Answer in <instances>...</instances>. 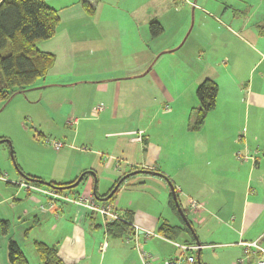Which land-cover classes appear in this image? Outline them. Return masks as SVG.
Wrapping results in <instances>:
<instances>
[{
	"label": "crops",
	"instance_id": "1",
	"mask_svg": "<svg viewBox=\"0 0 264 264\" xmlns=\"http://www.w3.org/2000/svg\"><path fill=\"white\" fill-rule=\"evenodd\" d=\"M45 1L58 11L60 23H67L68 26L59 25L56 34L51 38L38 42L37 48L42 52L51 53L55 56L54 64L46 75V81L69 90L80 92L87 90L86 96L75 99L70 97L69 99L72 107L76 106L77 109L76 114L72 116H75L73 118L74 122L80 124L78 129H82L81 126H85L92 121L101 124L102 121L100 120L104 116L112 119L109 120L108 126H120L113 119L122 118L125 122L123 123V129L106 134H112L109 137H116V143H123L124 138L128 137L127 134L134 133L128 140V143L132 144L134 149H129L127 154L123 149L119 153L122 157L110 156L111 161H109L108 166L116 162L119 167V165H122V160H125L126 165L124 167L126 166L127 169L123 173L137 171L149 176L159 175L140 171L148 169L162 175L168 174V179L171 181L176 178L177 182H171V184L175 186L178 195L183 191L195 195V198L190 197L187 205L190 211L195 212V222L198 224V227H195V232L199 242H194L196 245L200 243V247L196 250L198 256H201L203 249L209 247L210 244H236L237 248H242L241 252L245 257H239L237 262L252 264L255 257H246L239 241L240 239L255 240L261 237L262 242H264V224H259L264 215V10L250 12L252 5L248 4L246 7L249 9L244 11L248 12L245 17L242 16L238 23L230 22L227 27H224L228 31V36L224 38L223 44L225 61L223 68L225 73L235 78L240 76L242 72L240 70H245L248 64H251L250 72H253L245 97H240V103H245L244 105H247L248 108L252 106L251 127L248 118L244 123L246 133L241 139L236 140L240 148L237 149L235 158L238 159V152L245 155V158H242V162H235V158L233 161L229 160L227 162L221 160L218 168L216 166L210 167L208 160L206 165H202L204 161L202 153L206 152L207 139L204 136L205 134H201L203 127L195 130V150L199 153L197 160H195V166L198 167V170L195 169V188L187 189L183 181L177 177L178 171L176 172L175 169L169 170L167 167L163 169L164 160L171 164L169 159L172 156L163 153L161 143L147 132L144 134L142 141L136 140L137 132H134L145 128L134 123L136 118L140 119L142 109L150 103L163 100V98H171L161 72L152 67L154 63L157 64L161 54L171 50L166 49L169 47L165 46L154 49L149 44L151 41L150 23L156 20L162 25L163 18L161 16L166 13V8L161 11L158 7L153 15L151 8L148 6L152 0L124 6L122 12L125 13L126 22H117L118 24L114 30L115 35L113 33L106 34L105 25L102 27L103 23H99L96 26V35L86 40L83 36L84 33L80 30L82 29L81 25L85 28L86 24L76 22V20L86 19L87 17L86 11L78 6L79 1L67 3L60 7L47 0ZM179 1L187 4L190 2V0H176L174 2ZM108 5L110 8L114 6L113 3ZM193 7L195 11L198 10L203 14L200 18L199 31L203 30L204 33L216 31L214 29L215 15L212 11H208L209 8L204 5V1L198 3L195 0ZM95 9L96 7L93 12H95ZM209 17H211V21ZM69 27L79 29V32H70ZM218 28L220 29L219 25ZM120 34L126 36V38L123 43V55H119L118 58L119 63H121L119 67L115 69L109 67L107 69H88L81 66L82 60L76 54L77 51L84 48V45L90 44L95 52L96 48H100L98 52H103L108 46L106 38L111 36V48L113 49V44H118ZM119 39V42L123 41V38ZM197 40V44L200 45V52L207 49L209 54L212 53L210 47L214 45L213 40L205 41L200 38ZM172 44H175V42ZM161 50L163 51L159 53ZM214 54L220 55L216 51ZM237 66L240 67L237 68ZM256 71L258 74L256 75L255 84L253 77ZM236 83H239V81ZM89 92L97 93L98 98L94 97L92 100ZM98 106L103 108L98 110ZM135 113L136 116L133 117ZM66 119L70 123L72 118L67 114ZM188 129H191L190 126H188ZM77 132L78 130H75L74 135ZM121 147L125 148L123 144H121ZM84 150H87V146L81 148V155L86 153ZM92 168L93 165H88L83 158L69 169L72 175L66 177L67 172L63 170L59 173L53 172L54 177L51 182H69L78 178L79 174L86 172L84 180L89 188L86 187L85 190H89L94 194L95 188L97 194L103 196L114 186L120 176L111 179V184L107 185V191L104 193V190L101 191L100 189L101 186H99L100 182L98 183V180L96 184V175ZM115 171L119 173L118 169ZM204 173L205 176H218L216 175L218 173L221 177L219 179L211 177L208 179L203 175ZM222 174L224 175L222 176ZM31 175L41 179L44 178L40 173ZM3 181L8 184L5 185ZM22 182L15 172L9 171L7 175L0 174V185L4 187L0 190V234L3 233V222L6 223L8 228L7 233H3V238L0 239V264H10L8 258V241L10 238H14L19 242L31 264L41 263L34 246L35 240L45 242L48 245H56L59 254L68 264H143L140 252L136 247V241L131 238L133 232L124 236L110 235L106 231V223L110 221L109 219L103 217L104 222H96L95 212L87 210L83 213L75 205L64 200L57 201L55 207L50 208L44 195L35 196L31 190L21 184ZM193 183L191 181V184ZM121 184L119 188L123 190L124 182ZM73 192L77 193L78 191ZM87 193L89 192L87 191ZM192 199L199 200L202 206L197 209L193 208L191 206ZM111 202L119 212L131 210L134 224L141 228L156 232L160 224L164 222L161 216L143 209L139 203L136 206L133 200L123 202V204H120L121 200L114 199ZM40 204H43L44 207H41ZM14 221L21 223V229L13 235L9 233V224ZM165 221L170 223L168 220ZM151 237L146 238L145 234L140 232L137 239L140 248L153 255L167 256V254L173 252L172 247H176L173 239L161 234ZM185 240H190V238L186 237ZM104 242H107V245L102 248ZM157 258L159 259V257ZM155 262L157 263V261ZM157 264H162V262Z\"/></svg>",
	"mask_w": 264,
	"mask_h": 264
},
{
	"label": "rangeland",
	"instance_id": "2",
	"mask_svg": "<svg viewBox=\"0 0 264 264\" xmlns=\"http://www.w3.org/2000/svg\"><path fill=\"white\" fill-rule=\"evenodd\" d=\"M47 1L58 7L79 1L78 6L86 11L87 17L86 19H80L82 21L76 20V22L86 24L85 28L81 25L82 29L80 30L87 40V38L96 35V26L99 23H103L102 27L105 25L106 34L113 33L115 35L114 30L118 24L117 22H126L122 8L145 0H89L93 8L96 7L95 12L87 11L82 5V0ZM174 1L176 0H152L148 4L153 15L158 7L161 11L166 8V13L161 16L163 18V20L161 18L163 32L158 36L151 34L149 44L154 49L165 46L169 47L166 49L171 50L161 54L157 64L154 63L152 67L161 72L167 92L173 99L167 97L150 103L141 110L140 119L136 118L138 121L135 120L134 123L139 127H145L139 130L149 133L156 141L161 143L163 153L171 154L172 157L169 159L171 164L165 160L163 164L160 163L163 165V169L167 167L169 170L175 169L176 172L178 171L177 177L183 181L187 189H191L195 188V169L198 170V167L195 166V160H197L199 153L195 150V130L191 128L190 124L192 125L196 120L198 108L201 106L197 96L199 85L206 79H212L218 85L216 105L207 112L202 126L204 129L201 134H205L204 136L207 139L206 152L202 153L204 159L202 165H206L208 160L210 167L216 166L218 168L221 160L224 162L233 161L237 149L240 148L236 140L241 139L246 133L244 123L248 118L251 127L252 106L248 108L247 105H244L245 103H240V97H245L249 87L253 76V72H250L252 66L248 64L245 70H240L243 72V76L242 72L240 76L235 78L225 73L223 68L225 65L223 44L224 38L228 36V31L224 27H227L230 22L238 23L242 16L245 17L248 12L244 11L249 9L246 7L248 4L252 5L250 12L264 10V0H197L198 3L204 1V5L209 8L208 11H212L216 18V21L212 19L216 31L207 33H204L203 30L199 31L200 18L203 14L198 10L195 11L193 7L195 0H190L189 4ZM111 3L114 4L112 8L108 5ZM209 18L211 21V17ZM59 25L68 26L67 23L64 24L63 22ZM68 30L73 33L79 32V29L72 27H69ZM78 35L80 34L78 33ZM119 38H123V41L119 42ZM125 38L126 36L120 34L118 44H113L112 49V37L108 36L106 38L108 46L103 52H98L100 48H96L95 52L90 44H86L83 49L81 48V51H77L76 56L82 60L81 66L88 69H107V67L115 69L121 65L118 58L119 55H123ZM199 38L205 41L213 40L214 45L212 43L213 46L210 47L212 53L209 54L207 49L202 52L199 51L200 45L197 44ZM173 42L175 44H172ZM129 49L131 51L130 46ZM215 51L220 55H215ZM239 67L237 66V68ZM257 74L256 71L253 77L255 84ZM237 81L239 83H236ZM51 83L46 81V77H44L35 81L27 89L15 92L7 100L0 98V137L6 139L0 142V174L7 175L9 171H12L15 172L18 179L32 183L25 179L23 174L37 175L40 173L44 177L43 180L51 181L54 177L53 172L59 173L63 170L67 172L66 177L70 176L69 169L73 167V164L84 158V162L93 165L92 170L95 172L98 183L100 182V189L101 191L104 190L105 193L107 185L111 184L112 178L115 179L120 176L119 181V179L129 174V172L123 173L127 169L126 166L124 167L126 165L125 160H122V165H119V167L116 162H113L111 166H108V163L111 161L110 156L122 157L119 153L123 149L126 154L129 149H134V146L128 143L129 138L134 133L127 134L128 137L124 138L123 143H116V137H109L112 134L107 135L106 133L123 129V123L125 122L122 118L113 119L120 126H108L109 120L112 119L106 116L100 120L102 121L101 124L92 121L85 126H81L82 129L79 130L78 126L80 124L75 123L73 120L75 116H72L76 114L77 109L76 106L72 107L69 99L70 97L75 99L86 96L87 90H82V92L69 90ZM89 95L92 100L94 97L98 98L97 93L89 92ZM67 114L71 116L72 124L67 121ZM135 116L136 113L133 117ZM188 126L191 128L190 130ZM75 130H78L76 135H74ZM55 141L63 142L64 146L57 150L53 145ZM121 144L125 148H122ZM85 146H87V150H84L86 153L81 155V148ZM241 160L235 158V162H242ZM117 169L119 173L115 171ZM167 175L159 173V175L149 176L143 172L129 174L122 181L124 182L123 190L118 187L114 199L121 200L120 204L133 200L136 206L139 203L143 209L161 216L162 221L168 220L173 224L188 225L184 216L169 203L171 182L176 183L177 179L171 181ZM203 175L205 176V173ZM216 175L218 176L209 175L205 177L208 179L210 177L213 179L221 177L218 173ZM191 181L194 183L191 184ZM3 182L5 185L8 184L6 181ZM19 186L20 184L17 187L19 188ZM86 187H88L86 181L83 180L73 189H63V195L73 198L78 193L90 192L85 190ZM3 188L0 185V190ZM75 190L78 192H73ZM32 194L35 196L41 195L36 191H32ZM179 195L181 207L186 219L190 221L194 234L195 227H198V224L195 222V212L190 211L187 203L190 197L195 198V195L186 191L180 192ZM64 201L75 205L67 200ZM76 208L78 207L76 206ZM95 220L99 223L104 222L101 214L97 212ZM20 224L15 221L10 222L9 233L14 235L21 229ZM259 224H264V215ZM3 235V233L0 234V239L3 238ZM191 235V233L183 232L173 241L184 242V238H191ZM170 245L172 244L170 243ZM172 248L174 249L173 252L167 254V256L154 254L159 257L156 260L157 263L162 262L164 264L165 258L176 257L179 253L177 247ZM241 249L240 247L237 248L236 244H210L209 247L203 249L201 256H198L196 250L189 253L195 256L196 262L200 257L202 264H248L237 262L239 257H244ZM252 264H258L256 259Z\"/></svg>",
	"mask_w": 264,
	"mask_h": 264
},
{
	"label": "trees",
	"instance_id": "3",
	"mask_svg": "<svg viewBox=\"0 0 264 264\" xmlns=\"http://www.w3.org/2000/svg\"><path fill=\"white\" fill-rule=\"evenodd\" d=\"M82 5L87 11H94L89 0H82ZM59 24L58 11L45 0H0V98L7 100L15 92L25 90L38 79L46 77L54 64L55 56L40 51L37 48V43L53 37ZM150 31L153 36H158L163 32V27L160 22L153 20L150 23ZM217 94L218 85L212 79H206L199 85L197 96L201 106L198 108L196 120L192 125L190 124L192 129L199 130L202 128L207 112L216 105ZM4 140L6 139L0 137V142ZM23 176L35 185L53 188L43 184L44 180L37 176L26 173ZM76 180L77 178L69 182H51V185L62 187L58 189L63 192L64 186L74 183ZM114 186L102 197L107 196ZM174 190L177 199L171 191L169 203L181 213L180 208L183 211L182 204L175 186ZM116 191L108 201L114 200ZM131 213V210H126L121 212L122 219L107 222V233L113 236H124L133 232L134 222ZM2 230L3 233L8 231L5 222L2 224ZM183 232L192 234L190 240H185V243L195 244L194 242L198 240L196 232L193 234L190 221L189 225L182 226L171 225L164 221L158 228L159 234L170 239H176ZM198 244L200 245V243ZM34 246L40 257V264H68L59 254L56 245H48L45 242L35 240ZM8 258L10 264H31L21 245L14 238H10L8 241ZM197 263L202 264L200 259L197 260Z\"/></svg>",
	"mask_w": 264,
	"mask_h": 264
},
{
	"label": "built area",
	"instance_id": "4",
	"mask_svg": "<svg viewBox=\"0 0 264 264\" xmlns=\"http://www.w3.org/2000/svg\"><path fill=\"white\" fill-rule=\"evenodd\" d=\"M102 108V106L97 107L98 110H101ZM144 134L145 133L142 130L137 131L135 139L142 141L144 138ZM53 145L57 150H60L64 146V143L61 141H55ZM237 157L241 160L242 158H245V155L238 152ZM21 184L28 190L36 191L44 195L47 198V203H49L50 208H54L56 202L60 199H63L74 203L78 207V210L82 211L83 213L89 210L101 214L102 217H104L105 219H109L110 221L122 219L121 212L114 208L112 202L101 201L97 199L96 196L91 192L78 193L73 198H71L68 195L64 196L63 192L59 191V189L57 188L38 186L27 181H23ZM40 206L44 207L43 204H40ZM191 206L197 209L201 207L202 204L201 202H199V200L192 199ZM133 226L134 231L131 238L135 239L136 241V247L140 252L142 263L155 264V261L158 258L152 253L146 252L142 248H140V244L137 238L140 232L144 233L146 238H149L151 236H159V234L152 230L141 228L135 224ZM173 243L177 247L179 253L176 257L165 258L163 261L164 264H196L195 256L193 254H190L189 252L197 250L200 245L177 241H173ZM239 244L243 247L246 257L254 256L258 264H264V242H262L261 237L255 240L240 239ZM106 245L107 242H104L102 248L106 247Z\"/></svg>",
	"mask_w": 264,
	"mask_h": 264
},
{
	"label": "water",
	"instance_id": "5",
	"mask_svg": "<svg viewBox=\"0 0 264 264\" xmlns=\"http://www.w3.org/2000/svg\"><path fill=\"white\" fill-rule=\"evenodd\" d=\"M140 171H146V172H151V173H153V174H159L158 172H155V171H153V170H148V169H144V170H140ZM135 172H137V171H133V172H131V174H132V173H135ZM85 173H86V172L81 173L80 176L77 178V180H76L74 183H71V184H69V185H67V186H64V187H65L64 189H69V188L76 187L77 185H79V183L82 181V179H83ZM129 174H130V173H129ZM129 174H127L125 177H122L121 179H119V181L116 183V185L114 186V188L111 190V192H110L107 196L102 197V196L97 195V192L95 191L96 189L94 188V194L97 196L96 198L99 199V200H101V201H106V200H108V199L113 195V193L118 189V187L120 186V184L122 183V181H123V180H124ZM43 184H45L46 186H52L53 188H57V189H58V188H62V187L57 186V185H51V181H46V180H44V181H43ZM96 184H97V179H96ZM171 191H172V193H174L173 195H174L175 199H177V197H176V195H175V190H174V186H173V184H171ZM180 212H181V214L184 216V219L186 220L187 224L189 225V221L186 219L185 214H184V212L181 210V208H180ZM197 241L199 242V240H197Z\"/></svg>",
	"mask_w": 264,
	"mask_h": 264
}]
</instances>
